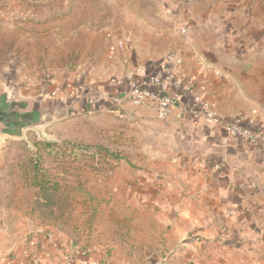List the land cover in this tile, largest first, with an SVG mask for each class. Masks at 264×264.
I'll use <instances>...</instances> for the list:
<instances>
[{
    "label": "rangeland",
    "instance_id": "obj_1",
    "mask_svg": "<svg viewBox=\"0 0 264 264\" xmlns=\"http://www.w3.org/2000/svg\"><path fill=\"white\" fill-rule=\"evenodd\" d=\"M235 11L243 17L231 28L226 16ZM115 41L123 43L126 63L108 58ZM168 55L184 60L185 79L200 101L226 119L251 117L264 133V94L258 104L256 93L209 63L238 64L240 72L251 61L264 65V0H0V84L11 82L27 110L88 98L85 110L0 138V250L16 242L19 252L33 233H51L67 239L66 248H94L108 260L105 241L128 234L125 226L108 224L122 222L125 213L109 206L125 200L113 198L114 170L153 168L196 122L190 113L163 119L117 85L135 66L156 67ZM224 90L236 102L226 116L219 110ZM102 99L110 104L94 109ZM136 111L177 125L175 140L165 142ZM231 144L251 156L247 169L264 168V146Z\"/></svg>",
    "mask_w": 264,
    "mask_h": 264
},
{
    "label": "crops",
    "instance_id": "obj_2",
    "mask_svg": "<svg viewBox=\"0 0 264 264\" xmlns=\"http://www.w3.org/2000/svg\"><path fill=\"white\" fill-rule=\"evenodd\" d=\"M242 17L238 11L231 12L226 25L235 28ZM209 61L245 90L256 93L259 104L264 94L263 64L251 61L250 70L240 72L238 64ZM225 95L226 90L219 106L224 116L236 103L233 96ZM135 114L153 123L165 142L175 140L177 125L164 126L148 112ZM182 131L184 141L179 148L159 157L153 168L125 175L119 167L114 170L109 185L113 198L125 200L109 206L125 213L123 223L111 218L108 224L125 226L128 234L108 238L104 243L108 260L94 253L92 260L97 264H264V168L247 169L243 163L252 162L251 156L238 145L221 146L220 130L206 121L188 123ZM188 237L190 242H186ZM52 239L64 248L61 253L68 250L67 239L55 235ZM12 244L0 254L15 252L18 244ZM49 249L52 260H59L60 254L56 257ZM5 261L1 259L0 264Z\"/></svg>",
    "mask_w": 264,
    "mask_h": 264
},
{
    "label": "built area",
    "instance_id": "obj_3",
    "mask_svg": "<svg viewBox=\"0 0 264 264\" xmlns=\"http://www.w3.org/2000/svg\"><path fill=\"white\" fill-rule=\"evenodd\" d=\"M107 54L111 60L120 56L126 63L125 48L120 41L111 43ZM154 69L156 70L153 72L150 67L146 69L135 66L132 73H129L122 82L117 81L118 86L121 84L126 86L125 93L132 103L155 106L163 119H169L174 113L178 117L184 113H190L196 122L206 121L221 129L223 137L220 143L222 145H227L230 141H244L264 146V133L253 126L251 117L223 118L213 107L204 104L199 97L194 95L191 81L185 79L187 77L184 73V60L180 56L168 55L163 63ZM67 88L70 90V85H67ZM76 91L78 92V89ZM186 95H188L187 102L185 101ZM50 247L55 251L56 257L60 254L59 260H52V255L50 256L47 250ZM61 248L52 239L51 233H33L26 241V249L13 252L4 264H33L35 261L40 264L44 262L45 264H97L92 260L94 248H68L62 253ZM34 250L42 254L35 255L36 253L32 252Z\"/></svg>",
    "mask_w": 264,
    "mask_h": 264
},
{
    "label": "water",
    "instance_id": "obj_4",
    "mask_svg": "<svg viewBox=\"0 0 264 264\" xmlns=\"http://www.w3.org/2000/svg\"><path fill=\"white\" fill-rule=\"evenodd\" d=\"M86 99H88L87 96L82 95L72 102L64 100L56 106L27 110L16 98L11 82H3L0 84V138L13 136L26 130H40L50 120L85 110ZM14 250L0 254V260L10 258ZM33 264L40 263L35 261Z\"/></svg>",
    "mask_w": 264,
    "mask_h": 264
},
{
    "label": "trees",
    "instance_id": "obj_5",
    "mask_svg": "<svg viewBox=\"0 0 264 264\" xmlns=\"http://www.w3.org/2000/svg\"><path fill=\"white\" fill-rule=\"evenodd\" d=\"M142 67H144V68H146V69H148L147 67H145V66H142ZM151 68V67H150ZM153 69H154V67H152L151 68V71H153ZM187 98H188V95H186V100H187ZM100 103L102 104H104V105H108V104H110V102H109V100L107 101L106 99H102V100H100V101H98V103L96 104V105H94V109H98V108H100L101 106H100ZM42 183H40L41 185H40V188L41 189H43L44 188V184H45V182L44 181H41ZM191 241V238L188 240V242H190ZM33 253H36L37 251L36 250H34V251H32Z\"/></svg>",
    "mask_w": 264,
    "mask_h": 264
}]
</instances>
